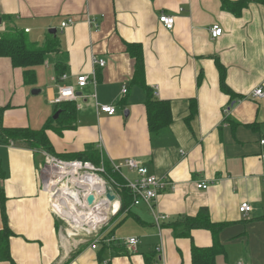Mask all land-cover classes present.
I'll return each mask as SVG.
<instances>
[{"label": "crops", "instance_id": "crops-1", "mask_svg": "<svg viewBox=\"0 0 264 264\" xmlns=\"http://www.w3.org/2000/svg\"><path fill=\"white\" fill-rule=\"evenodd\" d=\"M251 2L236 17L221 0H0V37L17 31L36 48L51 47L45 63L31 68V85L25 82L29 69L0 57V127L46 128L60 159L88 151L98 163L133 159L173 184L160 193L154 211L131 204L103 229L104 238L118 239L115 230L133 221L119 239L138 238L137 252L118 243L93 250L91 239L66 237L51 211L40 173L46 151L0 141V188L14 233L12 261L0 264H193V246L209 248L216 239L206 229L177 236L173 225L202 209L212 224L227 225L217 236L216 264H264V99L251 96L264 86V7ZM162 14L175 18L172 30L159 21ZM69 18L75 25L62 28ZM214 25L223 29L215 40ZM132 45L143 52L141 75ZM94 56L107 64L97 67L96 84L80 89L79 76L92 78ZM222 66L231 94L220 83ZM60 85L75 87L79 97L68 102L77 109L70 128L68 114L53 104ZM36 89L40 94L33 95ZM148 100L171 106L173 122L159 135L149 130ZM193 101L197 111L188 126ZM97 104L117 112L108 116ZM202 181L207 190L197 188ZM243 203L252 211L241 214Z\"/></svg>", "mask_w": 264, "mask_h": 264}, {"label": "built area", "instance_id": "built-area-1", "mask_svg": "<svg viewBox=\"0 0 264 264\" xmlns=\"http://www.w3.org/2000/svg\"><path fill=\"white\" fill-rule=\"evenodd\" d=\"M159 21L163 24L164 28L167 30H172L174 27L175 18L167 14H162L159 18ZM89 23H95V20H90ZM75 25V20L69 18L62 23V28ZM211 38L213 40L219 38L223 34V29L219 25H214L210 28ZM92 64L94 66V71L92 78L89 75L79 76L77 79V87L83 89L90 83L96 84V69L104 68L107 62L104 59L97 58L96 56L92 57ZM63 81L67 79V76H62ZM92 80V82H91ZM127 92V88H123V94ZM251 96L256 99H264V86L256 88ZM79 99L76 88L70 85H60L58 87V93L53 99V104L61 106L68 102L77 101ZM97 110L99 112L105 113L108 116H114L117 112L116 108L111 105H100L97 104ZM230 108L225 109V115L228 116ZM264 144V141H262ZM45 163L41 167L40 173L42 176V189L49 197V204L52 213L60 220V222L65 226L63 229L66 237L79 239V241H85V239H91V249L96 250L100 243L113 244L118 243L117 245H122L127 247L133 252H137L139 239L125 238V239H116L114 237L104 238L102 231L107 227L113 218L119 215L123 199L122 192L124 188L129 190L133 202V206H139L141 204H146L151 211H154V204L157 202L161 192L165 191L168 188H171L173 184L165 177L159 178L155 175H152L149 172V169L138 161L133 159H127L122 165L110 164L112 167L113 173L119 175L124 183H118L115 180V176L110 174L106 162H102L97 165L90 161L83 160H63L54 155H51L47 152L44 153ZM122 167L127 168L130 172L134 173L136 176L134 179H129L122 173ZM61 172V174H57ZM57 175L61 176V182L67 181L68 187L72 190H75L79 193L80 206L79 210L87 213L86 216L81 218L73 217L69 215L68 212L71 211L67 209L62 214L57 213L52 207V196L49 189V181L56 177ZM98 178L103 182L105 189L102 192L89 191L86 187H77V184L74 182H90L91 179ZM53 189L57 187L52 186ZM110 189L117 199L112 202L107 198V189ZM197 188L200 190H207L209 184L205 181L199 182ZM94 195L95 200L93 204H89V196ZM67 205V202H65ZM108 207V217L105 220L98 221L97 216L104 208ZM239 211L241 214H247L252 211V207L249 203L241 204ZM62 231V230H60ZM157 253L160 255L163 253L162 245L156 248ZM162 259V258H161ZM244 264V263H238Z\"/></svg>", "mask_w": 264, "mask_h": 264}, {"label": "trees", "instance_id": "trees-1", "mask_svg": "<svg viewBox=\"0 0 264 264\" xmlns=\"http://www.w3.org/2000/svg\"><path fill=\"white\" fill-rule=\"evenodd\" d=\"M252 0H221L222 8L227 12L240 16L244 9L248 8ZM256 3L264 7V0H254ZM135 49V51L133 50ZM129 50L132 55H136L137 58V72L141 75L144 72V59L143 52L140 46H129ZM51 51V47L47 46L44 48H36L34 45L28 42L25 38L24 33L21 34L17 31H10L3 34L0 37V57L10 58L14 67L29 69L25 71V82L31 85L35 82V72L31 68L41 66L45 63L47 54ZM30 79V80H28ZM226 72L222 66L220 72V83L222 89H224L229 94L232 91L228 88L226 84ZM63 111L62 113L68 114V120L65 127H73L76 121V106L72 103H65L60 106ZM197 111V104L193 101L190 104V116L187 119V124L189 126L191 120L195 116ZM147 115L148 124L151 134L159 135L161 132L167 130L172 122L173 115L170 103L167 101L158 100H148L147 101ZM53 122L47 124V126H52ZM252 126V125H251ZM0 141L2 143H11L24 141L31 144L33 148H38L44 150L47 153L58 157L53 150L51 142L46 134V128L41 131H33L28 128L24 129H4L0 127ZM59 158V157H58ZM73 159H79L83 161H90L99 165V156L94 155L91 151L85 154H77L72 157ZM108 171L110 174L115 176V180L118 183H124L123 179L113 173L110 164L106 163ZM122 209L119 214L129 208L133 202V198L126 188L122 192ZM6 195L3 188H0V205L2 207V214L4 219V228L0 230V262L12 261L10 253V239L14 236L13 231L8 226L7 215L5 210ZM126 212V211H125ZM264 219V218H260ZM180 224V225H179ZM226 224H212L210 221L209 213L207 209H202L198 216L194 218L186 217L182 221L177 222L173 225L175 233L177 236H190V232L195 229H206L212 232L214 239L217 241L218 234L226 227ZM111 234V233H110ZM209 248H198L193 246L192 248V261L193 264H216V259L220 253V246L217 242ZM108 245V244H107ZM119 247V245L117 246ZM114 248H116L114 246Z\"/></svg>", "mask_w": 264, "mask_h": 264}, {"label": "bare ground", "instance_id": "bare-ground-1", "mask_svg": "<svg viewBox=\"0 0 264 264\" xmlns=\"http://www.w3.org/2000/svg\"><path fill=\"white\" fill-rule=\"evenodd\" d=\"M57 174H61V172H57ZM77 184V187L79 184L81 187H86L89 191H96V192H102L105 189V186L103 185V182L98 179L94 178L91 179L90 182H74ZM56 186V189H53L52 186ZM49 189L52 196V207L54 210L62 214L67 209L71 210L68 212L69 215H72L73 217L81 218L83 220V217L87 215V213H84L83 211L79 210L80 206V199H79V193L75 190H72L68 187V182L62 181L61 182V176H56L53 179L49 181ZM67 202V205L66 203ZM108 207L104 208L102 212L99 213L97 216L98 221L105 220L108 217Z\"/></svg>", "mask_w": 264, "mask_h": 264}, {"label": "rangeland", "instance_id": "rangeland-1", "mask_svg": "<svg viewBox=\"0 0 264 264\" xmlns=\"http://www.w3.org/2000/svg\"><path fill=\"white\" fill-rule=\"evenodd\" d=\"M28 37L31 38L30 35H28ZM109 165V164H108ZM122 173L124 176H126L127 178L129 179H133L131 176H134L132 174V172H129V170L125 167H122ZM59 176V175H57ZM48 196V195H47ZM49 198V197H48ZM123 225V226H122ZM121 226H119L116 230H115V233H116V236L117 238H121L124 234H127L129 233V230L131 229L130 226H135V223L133 221H129L126 225L122 224ZM113 226V225H112Z\"/></svg>", "mask_w": 264, "mask_h": 264}, {"label": "water", "instance_id": "water-1", "mask_svg": "<svg viewBox=\"0 0 264 264\" xmlns=\"http://www.w3.org/2000/svg\"><path fill=\"white\" fill-rule=\"evenodd\" d=\"M1 21V20H0ZM52 33V32H51ZM32 94L33 95H38V94H40V90H33L32 91ZM59 114H60V112H57V114H56V116L54 117V119H57L58 118V116H59ZM107 198L110 200V201H112V202H114L116 199H117V196H115L114 194H113V192L108 188L107 189ZM94 200H95V196L94 195H91V196H89V198H88V202H89V204H93V202H94Z\"/></svg>", "mask_w": 264, "mask_h": 264}]
</instances>
